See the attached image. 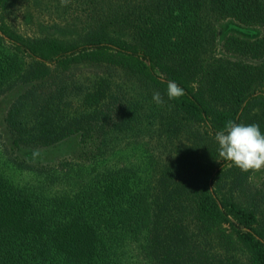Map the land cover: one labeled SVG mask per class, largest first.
<instances>
[{
    "label": "trees",
    "instance_id": "obj_1",
    "mask_svg": "<svg viewBox=\"0 0 264 264\" xmlns=\"http://www.w3.org/2000/svg\"><path fill=\"white\" fill-rule=\"evenodd\" d=\"M32 3L0 0V94L25 88L6 130L19 148L74 138L92 168L67 165L83 174L61 190L0 170V264H264L263 194L244 200L253 172L224 161L215 140L229 120L264 133V59L218 54L226 24L261 35L225 45L264 57V0H71L86 26L65 38L21 28ZM168 81L184 89L178 100ZM122 127L149 156L139 189L110 157Z\"/></svg>",
    "mask_w": 264,
    "mask_h": 264
},
{
    "label": "rangeland",
    "instance_id": "obj_2",
    "mask_svg": "<svg viewBox=\"0 0 264 264\" xmlns=\"http://www.w3.org/2000/svg\"><path fill=\"white\" fill-rule=\"evenodd\" d=\"M73 6V4L69 3L66 7H62L60 0H37L36 5L34 3L29 4L23 10L20 17V26L28 32L36 31L41 34L46 33L64 38L73 37L77 34L78 30L86 26V23L82 22V18L78 19L76 15H73L75 7ZM230 33H234L242 38V40L247 41H255L261 35L258 31L244 30L236 26L227 28L225 24L221 28L219 40L218 54L221 57L244 63H259L263 61L264 57L257 58L259 55H262L263 51L261 50L258 53H244L240 49L236 50L235 45L237 43L231 39L228 45H225L223 42L230 37ZM256 54H258L257 57ZM82 67H78L77 69V73L80 76L87 77L88 75H92L89 73L92 70H85L86 68ZM24 89V81L21 79L7 93L0 94V170L16 185L22 187H33L35 184L41 182L45 185L51 184L52 188L58 187L60 189L64 187V185H61L62 182H69L70 177L83 174L81 171H77L78 173L75 174L71 173L68 168L69 166L72 171L73 165L78 164L79 169L84 168V172H89L92 165H89L88 169L85 165L86 161L76 160L78 157L75 154L76 140L74 138L61 146L37 148L22 146L19 148L14 145V138L6 130L4 119L8 115L11 105H13L15 99ZM136 96L137 93L132 92L128 97L136 99ZM132 111L130 110V113ZM140 111L142 112L141 114L145 115L148 113V108L144 107ZM136 137L140 138L139 135ZM110 138L119 144V147L113 153L114 155H110L111 159L118 160L119 167L130 171L134 182L138 183L135 184L137 188L148 184L151 168L148 160L149 156L142 144L130 137L123 127L119 134ZM34 150L40 151L39 157H33ZM106 151L111 152V146ZM247 187H249V191L243 195L245 201L249 198L248 195L252 194L250 190L258 191V195L252 194V196L258 197V200L262 197L261 194H263L264 198V168L254 171L250 175ZM252 196H250V199ZM241 200H243L242 197ZM135 249L137 253L142 252V245L135 243ZM143 262L141 264H148L145 263L146 261Z\"/></svg>",
    "mask_w": 264,
    "mask_h": 264
},
{
    "label": "clouds",
    "instance_id": "obj_3",
    "mask_svg": "<svg viewBox=\"0 0 264 264\" xmlns=\"http://www.w3.org/2000/svg\"><path fill=\"white\" fill-rule=\"evenodd\" d=\"M71 0H60L66 7ZM185 94L184 89L175 81H168L167 96L169 100H178ZM153 101L163 105L164 100L159 91L153 93ZM219 156L242 172H254L264 168V133L257 123L226 122L223 130L216 132ZM40 151L34 150L33 157H39Z\"/></svg>",
    "mask_w": 264,
    "mask_h": 264
}]
</instances>
